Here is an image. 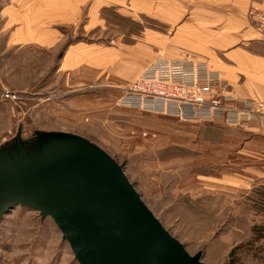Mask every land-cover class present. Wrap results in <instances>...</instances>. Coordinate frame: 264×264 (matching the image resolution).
Returning <instances> with one entry per match:
<instances>
[{"label": "rangeland", "instance_id": "obj_1", "mask_svg": "<svg viewBox=\"0 0 264 264\" xmlns=\"http://www.w3.org/2000/svg\"><path fill=\"white\" fill-rule=\"evenodd\" d=\"M241 3L0 0V146L20 128L25 141L38 131L83 136L123 166L190 254L202 251L207 264H264V131L118 103L158 55L214 66L239 47L264 55ZM0 264L80 263L51 217L17 205L0 223Z\"/></svg>", "mask_w": 264, "mask_h": 264}, {"label": "water", "instance_id": "obj_2", "mask_svg": "<svg viewBox=\"0 0 264 264\" xmlns=\"http://www.w3.org/2000/svg\"><path fill=\"white\" fill-rule=\"evenodd\" d=\"M21 205L51 217L80 264H207L190 254L98 144L66 131L21 128L0 146V223Z\"/></svg>", "mask_w": 264, "mask_h": 264}, {"label": "built area", "instance_id": "obj_3", "mask_svg": "<svg viewBox=\"0 0 264 264\" xmlns=\"http://www.w3.org/2000/svg\"><path fill=\"white\" fill-rule=\"evenodd\" d=\"M248 18L264 38V10L251 6ZM118 103L181 121L256 126L264 131V100L238 95L220 71L190 56L158 55L125 87Z\"/></svg>", "mask_w": 264, "mask_h": 264}, {"label": "crops", "instance_id": "obj_4", "mask_svg": "<svg viewBox=\"0 0 264 264\" xmlns=\"http://www.w3.org/2000/svg\"><path fill=\"white\" fill-rule=\"evenodd\" d=\"M241 1V8H243V14L244 16L246 15V24L248 23L247 25L250 26H248L250 30H254L255 27L250 24V21L247 16V11L250 5H254L264 10V0ZM171 57L179 56L171 55ZM224 58H226V61L221 58V61L217 62L215 66L212 65L210 61L206 59L198 60L206 61L213 69L220 71L223 74L226 82L240 96L254 97L256 99L264 100V55L252 53L245 47H239L234 50H227L226 56ZM240 73L243 74L242 79L240 77ZM258 129L259 127L257 128L256 126H252L250 128H243L241 130H243L247 134L257 135L260 134L258 132Z\"/></svg>", "mask_w": 264, "mask_h": 264}, {"label": "trees", "instance_id": "obj_5", "mask_svg": "<svg viewBox=\"0 0 264 264\" xmlns=\"http://www.w3.org/2000/svg\"><path fill=\"white\" fill-rule=\"evenodd\" d=\"M262 228H260L259 230H261ZM263 231H262V233H261V235H260V237H264V229H262ZM235 249H237V248H234L233 250H232V253L235 251Z\"/></svg>", "mask_w": 264, "mask_h": 264}, {"label": "bare ground", "instance_id": "obj_6", "mask_svg": "<svg viewBox=\"0 0 264 264\" xmlns=\"http://www.w3.org/2000/svg\"><path fill=\"white\" fill-rule=\"evenodd\" d=\"M143 70H144V69H143ZM143 70H142V71H143ZM142 71L139 73V75L142 73ZM139 75H138V76H139ZM138 76H137V77H138ZM123 92H124V90H123Z\"/></svg>", "mask_w": 264, "mask_h": 264}]
</instances>
